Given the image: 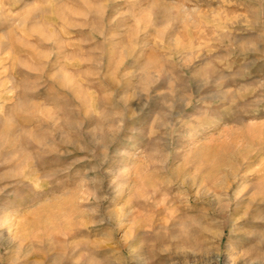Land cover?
Returning <instances> with one entry per match:
<instances>
[{"label": "rangeland", "instance_id": "obj_1", "mask_svg": "<svg viewBox=\"0 0 264 264\" xmlns=\"http://www.w3.org/2000/svg\"><path fill=\"white\" fill-rule=\"evenodd\" d=\"M257 140L264 0H0V264H264Z\"/></svg>", "mask_w": 264, "mask_h": 264}, {"label": "bare ground", "instance_id": "obj_2", "mask_svg": "<svg viewBox=\"0 0 264 264\" xmlns=\"http://www.w3.org/2000/svg\"><path fill=\"white\" fill-rule=\"evenodd\" d=\"M242 135H243L242 138H243L245 141L248 140V139H251V138H252L251 136H248V134H247V135L242 134ZM242 135H241V136H242ZM243 139H242V140H243ZM254 144L256 145V151L259 152L260 150H263V149H264V141H263L262 144H260L259 141L257 140V141H255ZM227 146H228V145H227ZM229 161H230V160H229ZM249 162H250V161H249ZM247 164H248V163H247ZM227 170H228V169H227ZM224 171H225V170H224ZM230 171H231V170H230ZM223 173H224V172H223ZM225 173H226V172H225ZM225 173H224V174H225ZM224 174H223V176H224ZM226 174H227V176L225 175V177H227V179H228V178L230 179V177H229V174H230V173H229V174L226 173ZM251 177H252V178L255 177V174H252V176H250L249 178H251ZM223 178H224V177H223ZM252 178H251V179H252ZM224 179H226V178H224ZM251 179H250V180H251ZM226 181H227V180H226ZM225 184H226V182H225ZM230 184H231V182L229 181V182L227 183V185H226L225 193H226V195H227V199H229V198H228V193H229V187L231 186ZM78 229H80V228H77V227L74 228V230H77V231H78ZM69 231H70V230H69Z\"/></svg>", "mask_w": 264, "mask_h": 264}]
</instances>
